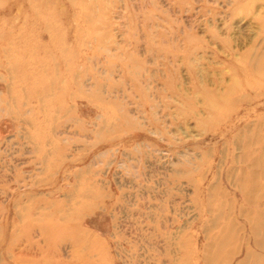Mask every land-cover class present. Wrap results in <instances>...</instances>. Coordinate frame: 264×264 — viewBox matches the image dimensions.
Instances as JSON below:
<instances>
[{"label": "rangeland", "instance_id": "1", "mask_svg": "<svg viewBox=\"0 0 264 264\" xmlns=\"http://www.w3.org/2000/svg\"><path fill=\"white\" fill-rule=\"evenodd\" d=\"M0 264H264V0H0Z\"/></svg>", "mask_w": 264, "mask_h": 264}]
</instances>
